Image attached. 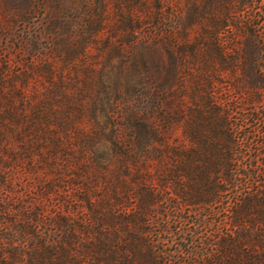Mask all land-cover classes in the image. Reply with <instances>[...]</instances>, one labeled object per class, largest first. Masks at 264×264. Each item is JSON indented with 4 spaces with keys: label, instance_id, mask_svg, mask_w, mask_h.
Wrapping results in <instances>:
<instances>
[{
    "label": "trees",
    "instance_id": "16d2710c",
    "mask_svg": "<svg viewBox=\"0 0 264 264\" xmlns=\"http://www.w3.org/2000/svg\"><path fill=\"white\" fill-rule=\"evenodd\" d=\"M251 1L95 0L76 49L39 8L50 54L0 59V264H264V118L240 124L220 78L264 94L236 46ZM102 40L112 85L89 54Z\"/></svg>",
    "mask_w": 264,
    "mask_h": 264
},
{
    "label": "rangeland",
    "instance_id": "374dc122",
    "mask_svg": "<svg viewBox=\"0 0 264 264\" xmlns=\"http://www.w3.org/2000/svg\"><path fill=\"white\" fill-rule=\"evenodd\" d=\"M36 6V10L32 11L26 19L22 20L21 17L15 15V11L11 12L9 9L11 7H22L30 3V0H0V59L2 54L6 55V58L10 60V65L12 68H25V65H22L24 60L33 55V57L40 58L44 55H49L45 50V46L52 44V40L47 38V31L45 29V18L41 14L39 8L43 7V4L46 7L57 8L59 13L63 16L67 29L62 36L68 35L72 40L71 43L75 48L76 44H81L88 39L92 28H94V23L91 26L87 23L88 14H87V4L94 5L95 0H31ZM202 5L201 2L199 4ZM250 5V7L248 6ZM241 11L239 16L242 20L246 16H250V24L252 25L253 33H238V53L244 57V67L248 69H255L257 74L255 80H257V85H263L264 83V0H252L248 2L246 6L240 7ZM11 12V13H10ZM172 24L173 31H177L180 28L178 23L169 22L168 25ZM167 25V26H168ZM152 30L156 31L154 24L149 23L145 25L143 31H141L138 36L143 37L145 32ZM60 32V30H58ZM125 37H128V30L125 32ZM110 32L105 31L103 37H109ZM57 35H54L56 38ZM157 46L160 50H163L168 47V41L166 39H156ZM104 40H102L99 45L91 47L89 54H91L92 59H96V65L103 75V80L109 85L113 84L116 69L120 65L121 56H118L116 50L114 49V44L110 47H104ZM78 48V47H76ZM75 48V49H76ZM39 56V57H38ZM170 66V58L165 53V68ZM240 72V71H239ZM238 70L237 73L239 74ZM241 76V74H240ZM239 75L224 74L220 77L224 81L223 89L226 92V98L229 102L234 104L233 116L236 120L246 126L247 120H250L253 117L254 110H258V113L255 117L260 119L264 118V94L259 95L260 100L251 102L253 95H244L236 92L235 88L237 86ZM253 104L256 108H253ZM254 106V107H255ZM252 129V127H250ZM208 221L212 222V227L208 226L202 231L212 232L215 230L214 221L218 220L217 216L208 217ZM170 228L173 229L175 224L170 223ZM156 229H160L159 225L156 226ZM169 234H165L164 238H168ZM170 248V247H168Z\"/></svg>",
    "mask_w": 264,
    "mask_h": 264
}]
</instances>
